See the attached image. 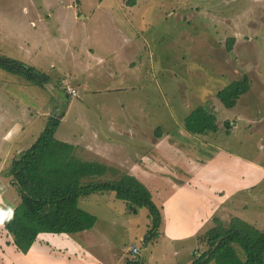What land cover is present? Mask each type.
Masks as SVG:
<instances>
[{
    "label": "rangeland",
    "instance_id": "1",
    "mask_svg": "<svg viewBox=\"0 0 264 264\" xmlns=\"http://www.w3.org/2000/svg\"><path fill=\"white\" fill-rule=\"evenodd\" d=\"M0 56L52 78L41 87L0 67L4 216L20 202L12 161L54 116L61 120L56 137L74 144L78 157L110 165L120 174L128 173V164L131 170L145 164L162 139L175 143L181 157L200 162L221 148L226 158L221 165L232 174L263 171L252 177L259 181L232 195L224 211L214 212L199 234L182 239L172 232L181 217L173 184L182 178L155 173L158 177L144 179L165 220V235L149 244L143 239L150 223L146 208L134 213L111 191L82 197L79 205L98 220L71 237L101 261L127 264L140 255L145 264H191L199 236L214 226V217L226 224L241 217L264 229V123L255 119L256 113L264 114V0H0ZM245 75L250 89L235 111L229 110L217 93ZM206 101L216 113L208 123L219 130L186 131L187 115ZM180 172L190 173L186 164ZM227 178L232 187L241 180ZM197 182L194 178L192 186ZM17 251L22 252L0 223L2 264L15 260L7 254Z\"/></svg>",
    "mask_w": 264,
    "mask_h": 264
},
{
    "label": "trees",
    "instance_id": "2",
    "mask_svg": "<svg viewBox=\"0 0 264 264\" xmlns=\"http://www.w3.org/2000/svg\"><path fill=\"white\" fill-rule=\"evenodd\" d=\"M0 67L41 87L52 79L33 66L5 56H0ZM249 89L250 79L245 75L219 90L217 97L233 110ZM209 102L187 115L186 131L205 135L218 129L216 124L208 123L216 119L214 110L207 106ZM60 124L59 118L51 116L39 138L12 161V184L20 202L3 223L18 249L27 253L43 232L73 234L92 228L97 217L79 205L80 199L105 191L115 192L134 213L146 208L150 223L144 242L157 241L158 236L160 239L163 213L149 188L134 175L120 174L105 163L82 160L74 144L56 137ZM225 126L228 130L231 127L228 123ZM103 177L107 179L102 180ZM213 220L214 226L199 236L200 245L195 250L198 255L195 253L191 264H209L213 260L217 264H264V229L241 217H233L228 224L218 217ZM201 243H206L207 248H201ZM127 264H145V261L139 255L128 259Z\"/></svg>",
    "mask_w": 264,
    "mask_h": 264
},
{
    "label": "crops",
    "instance_id": "3",
    "mask_svg": "<svg viewBox=\"0 0 264 264\" xmlns=\"http://www.w3.org/2000/svg\"><path fill=\"white\" fill-rule=\"evenodd\" d=\"M233 110L235 111V109ZM249 119H253V117L249 116ZM255 119L257 123H264V114L259 115L256 113ZM156 146V154L152 153L151 156L146 157L145 164H137L131 170L127 163L129 167L127 172L136 176L139 180L142 179L141 181L146 186L147 184L144 179L146 180L149 176L158 177L154 175L155 173L162 176V178L172 175L182 178V183L174 182L173 184L175 186L173 189V199L177 196L180 197L181 205V217L177 219L180 222H177V224L173 223L172 227V232L178 239L199 234L206 221L215 215H213L214 212L224 211L227 208L225 203L229 204L232 202L230 199L232 195L238 194L240 190L242 192L245 188L251 187L252 184L260 180V178L252 177H260L263 172L261 171L250 176V174H232L226 171L222 166L226 158H224L221 148H217L208 161L201 160L200 162L198 158L181 157L175 143L168 141L167 145L165 140L162 139ZM216 160H219L220 165L215 163ZM181 161L185 162L181 163ZM182 164L183 166L186 164L190 172L189 174L180 172V165ZM214 165L215 168H213ZM252 167L253 170L261 168L256 165H252ZM137 168H141L140 171ZM228 175L241 177V180L232 187L229 185L230 178L225 180ZM194 178H198V182L195 186H192ZM170 181L172 182V180ZM216 199L218 203L214 202ZM0 201L2 202V199ZM192 207H201L204 208V211H196ZM162 232L163 237L165 235L163 228ZM71 235L67 233H40L27 253H19V251L17 253L8 252L7 256L10 255L15 259L9 262V264H109L106 261H101L95 253H91L86 249V246L82 243L83 241H77ZM10 249L8 247L7 250L9 251ZM7 258L10 259L9 257ZM2 262L5 263L6 259L5 255L1 252L0 264Z\"/></svg>",
    "mask_w": 264,
    "mask_h": 264
},
{
    "label": "snow or ice",
    "instance_id": "4",
    "mask_svg": "<svg viewBox=\"0 0 264 264\" xmlns=\"http://www.w3.org/2000/svg\"><path fill=\"white\" fill-rule=\"evenodd\" d=\"M5 219V216L3 213H0V223H3Z\"/></svg>",
    "mask_w": 264,
    "mask_h": 264
},
{
    "label": "built area",
    "instance_id": "5",
    "mask_svg": "<svg viewBox=\"0 0 264 264\" xmlns=\"http://www.w3.org/2000/svg\"><path fill=\"white\" fill-rule=\"evenodd\" d=\"M69 88H70V87H68V91H69ZM133 252H134L135 254L139 253V250H138V248H137L136 246L134 247V251H133Z\"/></svg>",
    "mask_w": 264,
    "mask_h": 264
}]
</instances>
